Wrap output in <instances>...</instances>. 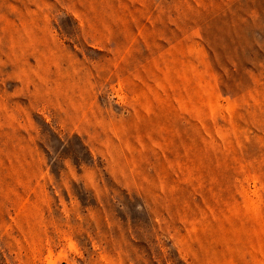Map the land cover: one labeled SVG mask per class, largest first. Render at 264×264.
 Returning <instances> with one entry per match:
<instances>
[{"label":"rangeland","instance_id":"1","mask_svg":"<svg viewBox=\"0 0 264 264\" xmlns=\"http://www.w3.org/2000/svg\"><path fill=\"white\" fill-rule=\"evenodd\" d=\"M0 264H264V0H0Z\"/></svg>","mask_w":264,"mask_h":264}]
</instances>
